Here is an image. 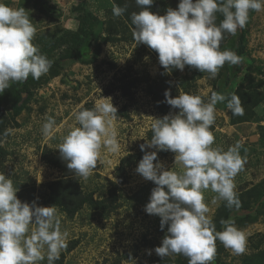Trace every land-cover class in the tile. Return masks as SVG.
I'll list each match as a JSON object with an SVG mask.
<instances>
[{
    "label": "rangeland",
    "instance_id": "374dc122",
    "mask_svg": "<svg viewBox=\"0 0 264 264\" xmlns=\"http://www.w3.org/2000/svg\"><path fill=\"white\" fill-rule=\"evenodd\" d=\"M134 3L135 0H86L69 8L61 20L38 21L43 28L36 31L32 43L51 61V66L39 79L28 77L24 82H11L0 94V119L5 122L0 131V149L5 152L0 159V174L13 181L22 202L35 201L38 206H52L47 202V185L60 178L61 173L42 160V150L48 147L60 152L57 147L63 137L73 127H79L73 115L77 106L87 101L95 106L103 97L111 98L117 111L126 108L129 115H116L113 121L120 150L112 153L102 147L98 166L87 180L81 178L86 191L102 198L118 183L115 173L120 159L139 151L140 145L147 141L152 121L162 117L148 93L147 83L139 82L132 87V95L127 96L121 92V84L136 77H148L154 82L164 71L179 94L182 90L200 95L205 103L212 91L224 95L235 93L244 114L233 115L226 102H218L215 122L209 130L215 138L212 148L227 151L239 143V154L246 158L243 170L233 182L236 194L251 190V218L232 219L234 226L246 236L245 252L236 255L218 239L215 242L216 255L221 261L240 264L246 256L264 250V11L250 10L247 24L235 34L233 52L241 57V62L234 65L239 66L237 76L230 77L223 66L212 79L208 78V73L190 66H185L183 71L173 68L168 72L160 65L154 50L144 44L136 45L131 20L124 13L117 17L112 12L113 4ZM178 3L179 0H155L151 10L163 15L168 7L176 9ZM31 15L35 18L33 13ZM215 15L217 18L223 14L217 12ZM68 18L77 19L76 29L67 27ZM215 23L218 26L217 19ZM32 24L37 28L35 21ZM77 31L84 41L82 49L78 48L80 43L76 45L69 40ZM241 32L243 39L239 37ZM228 40V33H223L220 45ZM237 47L242 49V55L236 52ZM16 87L29 92H22L23 108L18 115L13 111V103L19 100V95L14 93ZM246 92L249 93L247 97ZM178 113L179 109L171 112L172 115ZM46 116L55 120L50 138H45L41 130ZM150 150L156 151V148ZM174 158L175 153L169 151L158 160L165 170L182 171L175 165ZM138 163L128 168L126 183L118 186L120 202L116 209L101 211L86 205L75 217L68 218L56 208L61 231L68 233L66 242L79 240L77 247L67 253L64 264H150L159 257L154 249L161 245L168 225L161 230V218L144 211L156 185L136 172ZM203 195L209 208L207 215L214 223L225 201L213 203L217 193L211 189L204 190ZM32 227L34 225H30ZM149 250H152L150 255ZM42 254L45 258L37 264H47V246ZM179 255L170 257L176 259Z\"/></svg>",
    "mask_w": 264,
    "mask_h": 264
},
{
    "label": "clouds",
    "instance_id": "9594fccd",
    "mask_svg": "<svg viewBox=\"0 0 264 264\" xmlns=\"http://www.w3.org/2000/svg\"><path fill=\"white\" fill-rule=\"evenodd\" d=\"M154 3L155 0H136L142 9L131 13L136 45L144 44L154 50L168 72L190 66L208 73L212 79L226 62H241L234 52L220 50L223 33L235 35L244 28L250 10L264 11V0H179L176 9L168 7L160 15L151 10ZM125 11L126 8L113 4L114 16ZM217 12L224 17L218 26ZM35 34L36 28L24 8L14 9L0 2V94L11 82H24L29 76L39 79L49 71L51 61L32 43ZM164 96L165 102L179 109V113L152 121L153 135L140 145L144 155L136 168L137 173L156 185L144 211L161 218V230L168 225L161 245L154 251L161 258L182 254L188 258V264H213L218 239L234 254H243L244 232L234 226L233 220H222L224 229L217 231L207 215L209 208L203 195L204 190L211 189L217 193L213 203L224 200L228 207L240 206L233 180L243 170L246 158L239 154V143L227 151L212 148L215 138L209 129L215 122L218 102H226L233 115H243L241 101L235 93L224 95L215 91L207 103L200 95L182 90L176 97L165 90ZM81 107L73 111L79 127H73L57 149L67 168L87 180L97 166L101 148L116 153L120 144L113 126L117 108L111 98L103 97L90 110H79ZM54 125L55 120L46 116L41 129L45 138L53 135ZM159 151L175 153V165L182 171L165 170L158 160ZM17 192L13 181L0 174V264H37L45 258V246L48 264H54L67 247L68 235L61 231L56 208L38 206L35 201L22 202Z\"/></svg>",
    "mask_w": 264,
    "mask_h": 264
},
{
    "label": "trees",
    "instance_id": "16d2710c",
    "mask_svg": "<svg viewBox=\"0 0 264 264\" xmlns=\"http://www.w3.org/2000/svg\"><path fill=\"white\" fill-rule=\"evenodd\" d=\"M36 4H39L42 12L50 17L56 18L61 15V10L59 8L51 6L50 4L44 1L36 0ZM81 6L84 7L83 5ZM120 7L126 8L124 14L130 20H131V13L139 12L140 10H142L141 6H138L135 3L133 5L131 4L120 5ZM223 18H224L223 15L221 17L219 16L216 18L218 20V25L223 20ZM79 34H80L79 31L72 33L71 36H69V40L76 45L80 43L78 48H81L84 45V41L81 39ZM228 37H229L228 42L225 45H220V50L221 51L230 50L233 52L235 50L236 35H231L228 33ZM239 37L240 39H243L244 33L241 32ZM236 52L239 55H242L241 48L237 47ZM53 62L55 63V61ZM57 63H59V61H57ZM224 68L226 70V73L232 78L236 77L239 71V66L236 68L234 65L229 64L227 62L224 64ZM29 78H31V76H29ZM139 82L147 83L148 93L151 95L157 111L161 113L162 115L161 118H163L165 115L171 114V112L174 109L165 102V96H164L165 90H169L172 97H176L177 95H179V91L172 83L168 74L162 71L160 78L154 80V82H151V80L148 77L145 78L136 77L133 78L132 80L130 79L129 81L124 82L123 84H121L119 88L124 95L126 96L132 95V87L137 85ZM23 91L29 93L27 90H23L18 87H16V89L14 90V93L19 95V100L13 103L14 115H18L23 108V102H21ZM186 93H188V91H186ZM248 94L249 93L246 92V97L248 96ZM93 108H94L93 103L87 101L82 105V107L79 110H83V109L90 110ZM116 115L129 117L126 108H122L118 110ZM4 127H5V122L0 119V131L3 130ZM152 135L153 132L152 130H150L147 135V140H150ZM145 143L146 141H144L142 144ZM145 150L152 151L150 150V148H146ZM4 153L5 152L2 149H0V159L3 157ZM168 153L169 151H159L157 153V156L158 158L164 157ZM143 155L144 152H142L141 149L139 151L124 155L120 159L119 165L117 166L115 173L116 180L118 183H116L114 187L108 190L106 196L102 198H96L93 192L90 191L88 192L84 189V187L82 186L81 178L76 176L71 170L67 168V162L62 159L60 152H55L52 149L45 147L41 153L42 160L48 165L58 169L61 173L60 178L56 180H52L47 185V189H48L47 202L52 206H54L55 208L59 209L61 212H63L68 218L75 217V215L78 212H80L86 205H88L94 210H101V211L114 210L117 208L120 202V195L117 190L118 186L126 183L128 168L133 164L139 162L142 159ZM97 166H98V162H97ZM237 197L240 201V206L238 208L235 205H233L232 207H228L227 202L225 201V204L221 209L220 214L217 217H215L214 224L217 228V231H223L224 229V226L221 224L222 220L225 221L232 220L235 217L251 218V214H250L251 211L249 210L251 207V203H250L251 190H247L241 194H237ZM66 243H67V247L63 249V251L60 253L59 259L54 261V264H64L67 253L71 252L75 247H77V245L79 244V240L73 239L67 241ZM241 262L242 263L240 264H264V250L261 251L260 253L246 256ZM47 264H48V260H47ZM150 264H188V258L182 254H180L176 259H172L170 256H167L165 258L158 257L157 259L153 260ZM213 264H228V263L221 261L218 258V256L215 255Z\"/></svg>",
    "mask_w": 264,
    "mask_h": 264
},
{
    "label": "crops",
    "instance_id": "0c3cea01",
    "mask_svg": "<svg viewBox=\"0 0 264 264\" xmlns=\"http://www.w3.org/2000/svg\"><path fill=\"white\" fill-rule=\"evenodd\" d=\"M37 1H44L48 4H50L51 6L57 7L61 10V15L59 17L56 18H62L65 15L66 11H70L71 7L73 6H77L79 3L81 2H86V0H37ZM0 2L14 8V9H18V8H24L25 11L29 10V19L32 21H35V25H36V31H39V28H43L40 27L38 25V21H43V20H50L51 18L56 19L55 17H50L48 15H46L45 13L42 12L40 5L36 4V0H0ZM70 8V9H69ZM76 10V9H75ZM78 11V10H76ZM34 15L35 18L32 17V14ZM35 14H38V18L36 17ZM63 14V15H62ZM60 18V20H61ZM79 20V19H78ZM67 27L69 28H73L76 29L78 27V21L75 18H68L67 19Z\"/></svg>",
    "mask_w": 264,
    "mask_h": 264
}]
</instances>
